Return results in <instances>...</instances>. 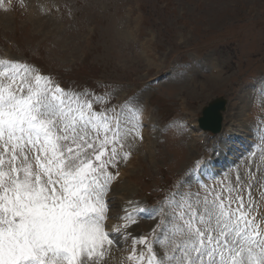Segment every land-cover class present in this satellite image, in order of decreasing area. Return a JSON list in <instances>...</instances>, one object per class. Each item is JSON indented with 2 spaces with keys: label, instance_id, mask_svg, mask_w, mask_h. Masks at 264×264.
I'll list each match as a JSON object with an SVG mask.
<instances>
[{
  "label": "rangeland",
  "instance_id": "1",
  "mask_svg": "<svg viewBox=\"0 0 264 264\" xmlns=\"http://www.w3.org/2000/svg\"><path fill=\"white\" fill-rule=\"evenodd\" d=\"M13 1L11 15L0 11V60L9 53L32 69L42 67L48 77L63 81L82 99L98 102L106 113L117 105L114 99L134 94L125 109L123 131L128 138L121 155L133 151L129 141H137L129 131L131 110L139 99H153V116L156 113L165 130L155 135L157 148L153 155L140 151L131 160H121L118 168L127 163L125 178L108 192L116 218L125 212L119 198L131 191L128 200L133 201L137 221L122 236L133 247L146 251L132 237L153 236L157 253L164 250L159 239L168 232L161 224V208L168 210L166 200L178 191L202 190L204 184L194 177L200 162L209 187L219 186L245 166L264 170V0H47L49 7L43 10L36 0ZM146 49L161 56V65L170 63L175 76L195 70L196 80L186 81L181 75L177 82L144 88L143 82L154 75ZM210 61L220 66L219 75L210 76ZM163 71L158 67L156 72ZM215 99L229 101L224 125L229 129L238 123L244 145L235 146L246 147L231 152L232 165L224 159L221 165H211L214 155L209 148L214 141L207 136L204 144L190 140L179 112L181 102L198 118ZM258 195L254 192L259 204ZM146 200L153 208L147 209ZM143 215L148 218L140 219ZM109 255L110 264L122 260L114 250Z\"/></svg>",
  "mask_w": 264,
  "mask_h": 264
},
{
  "label": "snow or ice",
  "instance_id": "2",
  "mask_svg": "<svg viewBox=\"0 0 264 264\" xmlns=\"http://www.w3.org/2000/svg\"><path fill=\"white\" fill-rule=\"evenodd\" d=\"M0 65V264H106L112 233L127 228L107 224V193L131 155L119 151L128 132L29 65ZM166 205L164 250L132 237L146 250H132L137 264H264V170L245 166Z\"/></svg>",
  "mask_w": 264,
  "mask_h": 264
},
{
  "label": "water",
  "instance_id": "3",
  "mask_svg": "<svg viewBox=\"0 0 264 264\" xmlns=\"http://www.w3.org/2000/svg\"><path fill=\"white\" fill-rule=\"evenodd\" d=\"M225 102H214L211 104L210 108L206 109L205 118L202 120V127L207 130L218 129L221 122V110H224ZM207 117L214 120V123H207Z\"/></svg>",
  "mask_w": 264,
  "mask_h": 264
},
{
  "label": "bare ground",
  "instance_id": "4",
  "mask_svg": "<svg viewBox=\"0 0 264 264\" xmlns=\"http://www.w3.org/2000/svg\"><path fill=\"white\" fill-rule=\"evenodd\" d=\"M1 15H2V14H0V17H1ZM41 25H42V26H47V23L44 22V21H42V22H41ZM219 74H220V73H218V74H216V75H219ZM262 96H263V95H262ZM228 105H229V104L226 103L225 112L227 111ZM224 114H225V113H224ZM249 131L252 132L251 129H249ZM231 132H232L233 134H235L234 130H232ZM247 132H248V131H247ZM224 135L226 136V134H224ZM235 135H236V134H235ZM135 221H137V219H135ZM109 256H111V254H110ZM120 256H121V255H120ZM108 261H109V258H108Z\"/></svg>",
  "mask_w": 264,
  "mask_h": 264
}]
</instances>
